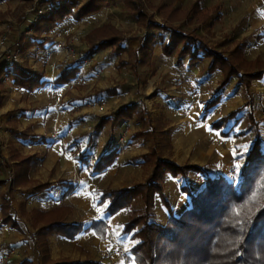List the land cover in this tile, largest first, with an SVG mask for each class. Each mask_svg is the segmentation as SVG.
Masks as SVG:
<instances>
[{
  "label": "rangeland",
  "instance_id": "obj_1",
  "mask_svg": "<svg viewBox=\"0 0 264 264\" xmlns=\"http://www.w3.org/2000/svg\"><path fill=\"white\" fill-rule=\"evenodd\" d=\"M62 1L67 0H27V3H23L22 0H0V36L8 34L10 41L11 35L15 36L12 32H26L27 9H31L29 14L31 13L33 17L35 14L36 18L39 16L41 19L42 16L50 14L52 7L59 5ZM90 1L78 0L77 9L79 6H86ZM141 3L147 19L152 24L180 26L183 31L199 35L209 44L213 41L218 46L229 41L228 37L214 40L215 33L212 31V23H209L210 18L216 17L222 9V0H141ZM112 8H116L117 16L112 15L108 23L93 29L85 37L91 50L82 58V65L86 69L84 89L87 92L86 100H88L82 105L85 111L81 110V113L84 112L80 118L84 126L81 134L83 139L71 141L70 146L75 156L83 157V154H86L89 162L85 161V163L91 166L90 173L85 180H77L78 183L74 188L76 191L73 192L75 194L71 193L72 188L65 192L54 189L46 192L45 197H33L31 200L28 197L16 199L19 203V209L16 211L24 224L20 226L21 231L17 233L18 236L14 237L10 234L0 239V264H2L1 259L4 253L8 256L5 264H22L27 259L31 261L30 264H54L66 259L100 261L105 264H137L132 248L141 241V238L133 237V233L142 225L139 224L130 233L125 231V227L131 220L130 211L138 210L141 213L140 211L145 207L144 200L140 195L136 196L129 207L112 215L106 212L109 200L100 202L101 192L105 189L118 190L144 183L154 169L153 160L145 158L152 153L158 158L179 166L197 165L204 167L212 176L226 175L233 179L241 172L245 153L252 148L254 135L249 132L250 130L246 128L244 133H234L242 124L243 118L239 116V113L243 109L237 111L225 126L232 128L228 136L230 139H226L228 137L215 132L210 127L213 121L222 117L220 114L225 112L224 109L216 110L215 107L205 110L204 108L208 101L206 93H211V85L207 84L205 87L206 83L202 79L195 83L179 77L176 79L179 72H185L184 67H187L184 60H187L188 56H180L182 46L171 55L161 51L156 53V48L149 55H145V52L133 51L137 45L144 43L148 34L158 37L162 30L157 26H148L147 22L143 18L140 19L137 12H134L133 8L122 0L117 1L115 5L104 6L101 10L108 14L112 12ZM39 10L43 13H39ZM166 35L168 39L169 33ZM21 39L23 36L20 37ZM71 39L70 37L66 39L68 47L74 45ZM103 40H111L112 45L105 48L99 47V43ZM221 40H223L222 43ZM124 43H128L131 47L123 46ZM8 48L11 51L15 49L10 45ZM19 49L20 62L9 63L10 59L4 53L0 55V69L12 66V63L22 62L24 50ZM1 50L0 46V54ZM67 53L69 57L73 56V53L70 54L69 51ZM115 53L120 57L118 63ZM125 59L130 60L131 63L135 62L138 66L149 65V68L139 69L138 72L135 69H125L124 67L129 64ZM154 62L156 65L163 64L164 67L158 70L156 65L152 66ZM117 70L120 72L126 70V77L130 76L138 80L137 88L136 86L131 88V97L127 102L136 99L137 96L143 99L130 103L137 106L127 113L131 114L129 117L105 120L104 118L110 116L114 109L109 104V96L115 93L111 75ZM196 88L201 89L198 95H195ZM214 90L215 87L212 88L211 97L214 95ZM196 96L197 100H195ZM102 100L106 101L102 108L91 107ZM194 108L196 110H193ZM103 119L106 122L101 124ZM117 130L120 132H116ZM147 131L150 134L144 133ZM1 140L3 141L0 144V161L6 160L7 150H10L11 158L19 157L16 155L15 147L10 144V140L7 141L6 137L5 140ZM8 142L9 147L5 148ZM228 144L236 147L237 151L231 147L227 150ZM75 145H78L77 148ZM115 150L117 157L112 164L104 171L93 173L92 168L97 161L106 152ZM27 156H30L32 161L36 159V155ZM237 157L239 160H235ZM226 164H228L227 169H225ZM237 164L241 166L239 171L235 167ZM221 167L224 170L220 169ZM160 182L171 209L177 215L191 206L190 195L185 192L184 186H189L194 193L205 186V178L194 170L189 171L187 176L167 171L162 175ZM30 183L24 180L20 185L27 187ZM35 195L37 194L32 196ZM12 200L14 201L15 198L6 202L9 210L12 207ZM40 200L44 202L43 204L47 202L48 207L51 208H28L29 203H41ZM165 202L162 195L158 193L152 208L153 220L162 225L168 223L171 214ZM96 220L106 223L107 229L104 235L101 228L97 230L93 227ZM51 221L83 222L85 228L73 239L66 237L67 240L60 241L59 238L51 237L53 234H50L48 238L38 237L39 241L36 242L32 235ZM11 229L8 228L5 231L13 232ZM54 234L57 235V233ZM58 235L65 236L61 233ZM16 241L19 244H16Z\"/></svg>",
  "mask_w": 264,
  "mask_h": 264
},
{
  "label": "crops",
  "instance_id": "obj_2",
  "mask_svg": "<svg viewBox=\"0 0 264 264\" xmlns=\"http://www.w3.org/2000/svg\"><path fill=\"white\" fill-rule=\"evenodd\" d=\"M22 2L27 3V0H22ZM222 3L223 7L217 14L218 18L217 15L216 17L213 16L210 18L209 23H212V31L215 33L214 40L228 37L229 41L219 46L212 41L210 45L218 51L230 54L240 43L247 42L242 52H236V63L241 67L242 72L254 73L264 70V0H222ZM79 8L81 7L79 6ZM29 10L31 9H27L26 32H12V34L15 33V36L11 35L7 44L8 47L9 45L14 48L17 46L24 50L23 60L19 65L22 66V70L28 73L41 74V81L44 84L29 88L17 83L15 76L19 77L21 72L17 73L16 71L15 73L13 71L14 63L11 64L12 66L0 69V130L2 129L0 136L2 137L1 139L5 140L6 137L7 141H11L10 144L17 151L16 155H36V159L31 162L27 174L29 181H32L27 187L16 186L14 183L19 171L18 164L21 163L20 157L11 158L10 150H7L6 160L0 161V239H3L4 235L13 234L14 237L18 236L17 233L21 231L19 228L24 224L16 211L19 209V203L16 199L28 197L31 200L33 197H45L44 194L46 192L54 189H61L65 192L72 188L71 193H73L76 191L74 188L75 184L78 183L77 180H85L86 176L89 175L91 168L89 163L86 165L83 158L75 156L74 151L70 149L71 141L83 139L81 134L84 126L80 118H82L81 116L84 113L81 112L85 111V107L82 105L88 100H86L87 92L84 89L86 69L82 65V58L91 50L85 37L93 29L108 23L112 15L117 16L116 8H112V12L108 14L100 9L80 19L74 14H70L58 26L50 30L41 31L34 27L33 23L36 15L34 14L33 17L31 13L29 14ZM32 10H35V8H32ZM161 34L162 32L158 34V37L156 36V53H158L157 51L164 53L160 39ZM22 36L23 39L20 40ZM69 37L72 38L71 42L74 43L73 46H70L71 50L75 52V55L70 57L67 50L60 45L61 41H67L66 39ZM157 38L158 43H156ZM169 38L170 33L168 39L165 34L164 40L166 43ZM123 46L131 47L128 43H124ZM139 47L140 45H137L133 48V51L139 53ZM186 56H188V59L184 60V64L187 65V67H184L185 72L180 71L176 79L180 78L194 83L202 79L206 83L204 84L205 87L207 84L211 85V93H206L207 99L205 98L209 101L212 98V88L215 87L216 89L224 79V71L216 69L209 74L208 69L213 62L211 58L205 57L203 60L191 62L190 56ZM115 57H117L116 61L118 63L120 57L117 53H115ZM125 61L129 63L128 66L124 67L125 69H135L138 72L139 69L149 68V65L145 63H142L145 65L138 66L135 62L131 63L128 59H125ZM154 65H156V62L152 63V66ZM156 66L158 70L164 67L160 63H157ZM103 69L105 70V68ZM66 70L68 71L66 79L55 83V80ZM111 76L115 89L114 95L109 96V104L114 108L112 112L141 98V96H137L136 99L127 102L129 97H131V88L133 89L135 86L137 88L138 80L130 76L126 77V70L123 72L117 70ZM172 76H174L173 73ZM90 81L92 82V79ZM195 90V95H198L201 91L200 88ZM219 94L220 102L215 106L216 108H213L216 110L224 109L225 112L221 113V116L243 109L239 113V116L243 118L242 124L238 126L237 131H234V133H240L247 128L254 135V138H252L254 142L257 137L255 128L248 129L250 114H253L255 122L259 125L264 149V74L262 77L252 80L249 91L244 84L240 83L238 76H233ZM158 97L163 99L161 96ZM197 99L198 97L196 96L195 100ZM78 106L82 108V111L77 110ZM195 108L193 110H196ZM213 130L221 134L219 130ZM116 132L120 131L117 130ZM1 139L0 144L3 141ZM77 146L75 145L76 148ZM4 147L8 148L9 142ZM226 147L227 150L231 147L237 151L236 147L234 148V146L229 144ZM238 158L235 160H239ZM227 167L228 164L225 165V169ZM220 169L223 168L221 167ZM37 182L52 183V185L50 188L38 192L35 189ZM35 193L37 195L32 196ZM11 198H15L16 201L12 200V209L10 208L9 210L6 202ZM40 202H31L28 204V208H51L48 207L47 202L46 204H43L44 202L41 200ZM6 213L11 216L12 221L14 220L18 226H13L11 221H4ZM8 228H12L13 232H6L5 229ZM54 236L59 238L58 240L60 241L67 240V236L58 235V233L57 235L53 234L51 237ZM16 244L19 243L17 242Z\"/></svg>",
  "mask_w": 264,
  "mask_h": 264
},
{
  "label": "trees",
  "instance_id": "obj_3",
  "mask_svg": "<svg viewBox=\"0 0 264 264\" xmlns=\"http://www.w3.org/2000/svg\"><path fill=\"white\" fill-rule=\"evenodd\" d=\"M78 0H67L60 2L59 5L52 7L50 14L44 15L34 26L37 30H50L61 24L66 16L74 14L79 19L99 11L104 6L115 5L120 0H91L86 6L77 8ZM133 8L140 19L143 18L148 26H157L162 30L160 39L164 53L171 55L182 45L180 56L189 55L191 62L203 60L209 57L213 60L208 69L212 73L216 69L224 71L225 77L220 85L214 90L213 97L207 102L205 110L215 107L220 102V92L226 87L233 76H238L240 83L246 86L249 91L252 80L262 77L264 70L254 73L242 72L241 67L236 63V52L243 50L247 42L240 43L236 49L225 54L216 50L201 36L183 31L180 26L166 25L163 23L152 24L147 19L144 6L141 0H122ZM76 9V10H75ZM170 33L169 41L165 42V34ZM156 36L148 34L144 43L138 49L145 52V55L153 53L155 48ZM112 45L111 40H103L99 47ZM14 72L19 73L15 76L16 82L29 88L38 87L44 82L41 81V74L28 73L22 70V66L13 64ZM67 70L59 76L55 83L64 81L67 77ZM17 77V78H16ZM137 104L124 105L110 116L107 120H114L121 117H129V111ZM237 111L231 112L226 116L213 121L210 125L212 129L220 130L223 136L228 137L232 131L228 126V121L235 116ZM103 122H106L105 120ZM255 128L257 137L252 148L245 153L241 172L233 179L226 175L212 176L201 166H179L162 158L154 156V153L145 156L153 160L154 169L144 183L133 187L118 190L105 189L101 193L100 202L109 200L106 212L116 214L121 209L129 207L136 196H141L145 207L138 210H131V220L126 224L125 231L132 232L139 224L142 225L133 237L141 238L132 248L137 264H264V149L263 139L259 130V125L255 122L253 114H250V124L248 129ZM146 135L150 132H144ZM244 133V131L240 132ZM21 163L14 182L20 185L27 180V174L32 162L30 156H19ZM82 157V156H80ZM117 157V151L106 152L92 168L93 173L106 170ZM83 160L86 154H83ZM89 162V161H88ZM26 164V165H25ZM191 170L201 173L205 178V186L197 193L189 186H184L185 192L190 195L191 206L177 215L167 201L163 185L160 180L162 175L170 171L181 173L187 176ZM32 182V181H31ZM52 183H39L35 186L36 191L41 192L50 188ZM188 187V188H187ZM161 194L166 201L168 209L171 210L168 223L159 224L153 220L152 208L155 205L156 195ZM6 213L5 222L18 226L11 216ZM93 227L97 230L102 229V235L106 232L107 226L104 221L96 220ZM83 222L64 223L61 221H51L42 226L32 235L39 241L38 237L48 238L50 234L61 233L69 238H75L78 233L84 230ZM47 242V241H46ZM30 260L22 264H30ZM54 264H105L100 261H71L61 260Z\"/></svg>",
  "mask_w": 264,
  "mask_h": 264
},
{
  "label": "built area",
  "instance_id": "obj_4",
  "mask_svg": "<svg viewBox=\"0 0 264 264\" xmlns=\"http://www.w3.org/2000/svg\"><path fill=\"white\" fill-rule=\"evenodd\" d=\"M39 13H43V11L39 10ZM38 20H39V16L37 18H35L34 22H37ZM8 41H9V35L8 34H4V35L0 36V46L2 47L0 55H3L5 53L7 58L10 59V62H20V60H21V58H20L21 55L19 52L20 49L16 46L15 49H13V51H11L7 45ZM60 45L62 47H64L67 51H69L70 54L73 53V56L75 55V52L73 50H71L70 47H68L69 44L67 41H61ZM105 103H106V101L102 100L100 103H95L91 107L102 108L105 105ZM77 110L81 111L82 108L80 106H78ZM0 128H1V125H0ZM7 258H8L7 253H4L2 256V259H1V263L5 264V262L7 261Z\"/></svg>",
  "mask_w": 264,
  "mask_h": 264
},
{
  "label": "snow or ice",
  "instance_id": "obj_5",
  "mask_svg": "<svg viewBox=\"0 0 264 264\" xmlns=\"http://www.w3.org/2000/svg\"><path fill=\"white\" fill-rule=\"evenodd\" d=\"M235 167H236V170L239 171V169H240L241 166H240L239 164H237ZM101 218H102V217H101ZM118 227H119V226H118ZM118 238H119V237H118ZM126 250H127V249H126Z\"/></svg>",
  "mask_w": 264,
  "mask_h": 264
}]
</instances>
